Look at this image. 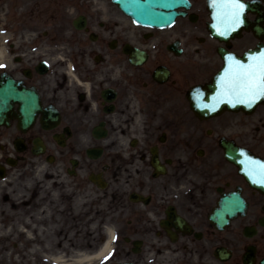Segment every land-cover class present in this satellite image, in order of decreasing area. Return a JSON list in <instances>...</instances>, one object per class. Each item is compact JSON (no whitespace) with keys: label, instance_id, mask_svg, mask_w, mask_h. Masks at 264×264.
Masks as SVG:
<instances>
[{"label":"flooded vegetation","instance_id":"obj_1","mask_svg":"<svg viewBox=\"0 0 264 264\" xmlns=\"http://www.w3.org/2000/svg\"><path fill=\"white\" fill-rule=\"evenodd\" d=\"M189 1L173 27L147 30L114 0H0V163L43 151L33 209L44 240L63 241L55 262L264 264V188L224 147L264 159V106L201 118L186 98L264 46V0H239L221 38L208 0ZM92 222L114 235L104 260L77 258Z\"/></svg>","mask_w":264,"mask_h":264},{"label":"snow or ice","instance_id":"obj_2","mask_svg":"<svg viewBox=\"0 0 264 264\" xmlns=\"http://www.w3.org/2000/svg\"><path fill=\"white\" fill-rule=\"evenodd\" d=\"M213 6L218 11L216 18L224 31L234 29L241 22L244 5L239 0H214ZM250 59L251 63L242 64L229 57L233 62L225 68L217 83L219 91L214 97L217 104L250 106L257 100L264 99V53ZM249 174L259 177V181L254 182H264V164L250 161Z\"/></svg>","mask_w":264,"mask_h":264},{"label":"rangeland","instance_id":"obj_3","mask_svg":"<svg viewBox=\"0 0 264 264\" xmlns=\"http://www.w3.org/2000/svg\"><path fill=\"white\" fill-rule=\"evenodd\" d=\"M27 163L22 167H25ZM11 180L0 181V264H29L24 261L34 260L36 257L43 259V256L38 235L34 233L36 227L22 213L24 209L20 202L26 198L22 188L25 185L23 181L17 184L15 177ZM26 225L34 234L24 232L26 231L24 229L28 228ZM27 246L29 249L26 248Z\"/></svg>","mask_w":264,"mask_h":264},{"label":"bare ground","instance_id":"obj_4","mask_svg":"<svg viewBox=\"0 0 264 264\" xmlns=\"http://www.w3.org/2000/svg\"><path fill=\"white\" fill-rule=\"evenodd\" d=\"M28 232V231H26ZM30 235V234H28ZM109 247V242L106 243V245L104 247H102L99 252H97L95 255L92 256H83L82 259H89V260H93V259H101L104 257V255L106 254L107 250Z\"/></svg>","mask_w":264,"mask_h":264}]
</instances>
